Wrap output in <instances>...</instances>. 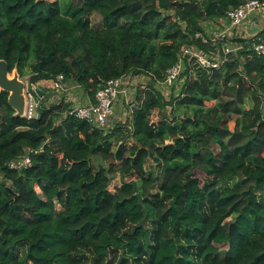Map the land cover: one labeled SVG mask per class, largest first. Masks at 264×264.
Masks as SVG:
<instances>
[{"label": "trees", "instance_id": "trees-1", "mask_svg": "<svg viewBox=\"0 0 264 264\" xmlns=\"http://www.w3.org/2000/svg\"><path fill=\"white\" fill-rule=\"evenodd\" d=\"M246 1L79 0L64 9L61 0H0V60L21 79L30 74V88L63 75L94 102L109 80L152 81L130 120L109 132L36 93L37 116L15 117L0 94V264H264L255 40L236 39L239 58L196 69L169 102L154 86L183 46L208 49L195 38L205 23ZM26 151L31 167L11 169Z\"/></svg>", "mask_w": 264, "mask_h": 264}, {"label": "built area", "instance_id": "built-area-1", "mask_svg": "<svg viewBox=\"0 0 264 264\" xmlns=\"http://www.w3.org/2000/svg\"><path fill=\"white\" fill-rule=\"evenodd\" d=\"M258 16L264 19V0H248L239 7L230 9L225 18L219 19L217 27L222 26L221 28L216 29L210 35H206V33H197L195 35V38L200 40L203 45L209 46L208 49L205 50L198 45L183 46L177 63L167 70L165 79L155 84V88L160 93L164 91V96H162L169 102L172 94L170 93V96L168 90L175 89L178 81L184 78V83L181 88L179 87V92L175 95L180 96L186 83L196 75V69L212 72L222 68L233 59L239 58L240 52L244 50V44L236 41V39H254L251 50H253L254 55L264 57V26L259 34L254 37H235L237 28L244 26L250 19ZM133 76L135 75L130 74L107 81L96 92L95 101L86 105L72 104L73 100L67 96L66 102L72 104L70 114L78 119L87 121L99 130L111 131L114 128L111 120L115 116L120 99L131 102V97L135 98L138 92L139 75ZM149 81H151L150 78H148V83ZM36 87L30 88L27 85L25 90L27 99L26 118L28 119L37 116L36 111L39 102L35 97ZM68 87V82L63 75H59L52 80V89L57 95H65ZM31 165L32 159L29 151L9 163L11 169L18 171L28 169Z\"/></svg>", "mask_w": 264, "mask_h": 264}, {"label": "rangeland", "instance_id": "rangeland-1", "mask_svg": "<svg viewBox=\"0 0 264 264\" xmlns=\"http://www.w3.org/2000/svg\"><path fill=\"white\" fill-rule=\"evenodd\" d=\"M49 1H55V0H49ZM60 1V0H59ZM62 2H63V8L64 9H66L67 7H68V5H71V4H73V5H76V4H78L79 3V0H61ZM100 21H101V18H100V16L99 15H95V16H92V24L94 25V26H96V27H98L99 26V24H100ZM222 26H220V27H207L206 28V26H205V33H206V35H210L211 33H213L214 31H216V29H218V28H221ZM12 75V74H11ZM139 75V74H138ZM133 77H136V75L135 76H133ZM139 77L141 78L142 77V79H143V81H138V83H137V87H138V90H140V89H142V87H144V86H146L147 85V83H148V79H147V75H145V74H140L139 75ZM29 79H30V74H28L25 78H22V80L24 81V82H26V85H29ZM152 81H149V83L148 84H150ZM184 83V78H181L179 81H178V83L176 84V88L175 89H173V90H168V94L171 96V94H172V97H175V95L179 92V87L181 88V86H182V84ZM154 86H156V85H154ZM49 91H53V89L51 90V89H49ZM164 91H161V93H162V95L164 94L163 93ZM53 93H54V91H53ZM171 93V94H170ZM75 97L74 98H77L78 96L75 94L74 95ZM164 96V95H163ZM135 98H136V96H135ZM134 97H131V102L129 101V102H126L125 100H122V99H120V103L118 102V104L119 105H121L122 107H120V111L122 112V113H120L119 111H117V116H118V118H120V119H118V122H116V124H115V126L116 125H118V124H122L123 122H126V121H128V120H130V118H131V114H132V109H133V101H134V99H135ZM65 100L66 99V95H62L61 96V98H60V96H58L57 94H55L54 93V101L53 102H51V103H59L61 100ZM133 102V103H132ZM121 103H123V104H121ZM118 105V106H119ZM212 104H208V106H211ZM251 107V103L250 102H248V104H247V106H246V108H250ZM168 110L169 111H171V107H169L168 108ZM237 119V117H234V120H236ZM231 121L230 123H229V128L231 129V130H234L235 129V121ZM217 148V147H216ZM94 164H95V167H97L98 165H104V166H106V167H108V163H104V162H102L100 159H95L94 160ZM152 168H154V166H153V163L151 162V161H149L148 162V164H147V166H146V169L149 171V170H151ZM156 172H157V170H156ZM114 183L115 184H113V186L115 187L116 185L117 186H119V185H121V181H120V179H119V177H117L115 180H114ZM230 186H233V184H234V182H229L228 183ZM153 192H155V190H153ZM260 198H261V200H264V194H260Z\"/></svg>", "mask_w": 264, "mask_h": 264}, {"label": "crops", "instance_id": "crops-1", "mask_svg": "<svg viewBox=\"0 0 264 264\" xmlns=\"http://www.w3.org/2000/svg\"><path fill=\"white\" fill-rule=\"evenodd\" d=\"M218 23H219V20L215 21V22L209 21V22L205 23V26H206V28L207 27H217ZM263 26H264V19H262L259 16L258 17H254V18L250 19L244 26H242L240 28H237V32H236L237 34L235 35V37H237V38H242V37L251 38V37H254V36L259 34V32L261 31ZM148 78L149 77H147V79ZM140 80L143 81L142 77L141 78L138 77V81H140ZM68 85H69L68 91H67V93L65 95H66V98H67V96H69L71 98V100H73L72 104L86 105V104H88L90 102H93L88 97V95L83 91L82 88L76 87V85L69 84V83H68ZM36 86L41 88V90H42V92L44 94L43 96L46 97L48 103H51V102L54 101V93L55 92L53 93L54 90L53 91H49V89L52 90V81H42ZM75 94L78 96L77 98H74ZM58 96H60V98H61L62 95H58ZM120 107H122V106L119 105L116 108L115 116L111 120V124L113 125V127H115L116 122H118V119H120L117 116V111L122 113L120 111Z\"/></svg>", "mask_w": 264, "mask_h": 264}, {"label": "water", "instance_id": "water-1", "mask_svg": "<svg viewBox=\"0 0 264 264\" xmlns=\"http://www.w3.org/2000/svg\"><path fill=\"white\" fill-rule=\"evenodd\" d=\"M26 87V82L21 79L18 70L10 72L9 64L5 60H0V94L5 92L9 95L8 104L15 112V117L27 115ZM35 93L40 99L44 98L40 87L35 89Z\"/></svg>", "mask_w": 264, "mask_h": 264}, {"label": "bare ground", "instance_id": "bare-ground-1", "mask_svg": "<svg viewBox=\"0 0 264 264\" xmlns=\"http://www.w3.org/2000/svg\"><path fill=\"white\" fill-rule=\"evenodd\" d=\"M12 76V75H11Z\"/></svg>", "mask_w": 264, "mask_h": 264}]
</instances>
